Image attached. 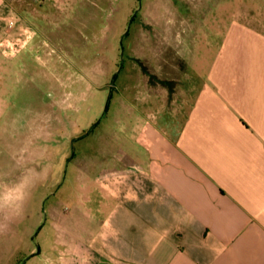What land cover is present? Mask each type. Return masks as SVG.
Listing matches in <instances>:
<instances>
[{"label": "rangeland", "instance_id": "1", "mask_svg": "<svg viewBox=\"0 0 264 264\" xmlns=\"http://www.w3.org/2000/svg\"><path fill=\"white\" fill-rule=\"evenodd\" d=\"M11 1H25L27 45L0 86V264H43L98 222L95 180L131 167L133 112L155 113L185 70L207 74L245 2Z\"/></svg>", "mask_w": 264, "mask_h": 264}, {"label": "crops", "instance_id": "2", "mask_svg": "<svg viewBox=\"0 0 264 264\" xmlns=\"http://www.w3.org/2000/svg\"><path fill=\"white\" fill-rule=\"evenodd\" d=\"M24 2L0 0V86L13 58L23 68ZM244 2L207 74L185 70L178 94L148 99L155 113L133 112L131 167L95 180L98 222L40 262L264 264V0Z\"/></svg>", "mask_w": 264, "mask_h": 264}, {"label": "built area", "instance_id": "3", "mask_svg": "<svg viewBox=\"0 0 264 264\" xmlns=\"http://www.w3.org/2000/svg\"><path fill=\"white\" fill-rule=\"evenodd\" d=\"M14 24H15V23L11 21V22L8 23V26H9V27H13Z\"/></svg>", "mask_w": 264, "mask_h": 264}, {"label": "flooded vegetation", "instance_id": "4", "mask_svg": "<svg viewBox=\"0 0 264 264\" xmlns=\"http://www.w3.org/2000/svg\"><path fill=\"white\" fill-rule=\"evenodd\" d=\"M88 133V131L87 132H84V134L83 135H86Z\"/></svg>", "mask_w": 264, "mask_h": 264}]
</instances>
